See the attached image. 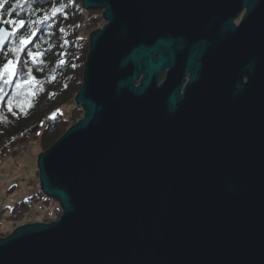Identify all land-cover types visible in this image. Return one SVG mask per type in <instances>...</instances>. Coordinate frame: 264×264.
<instances>
[{"label":"water","instance_id":"obj_1","mask_svg":"<svg viewBox=\"0 0 264 264\" xmlns=\"http://www.w3.org/2000/svg\"><path fill=\"white\" fill-rule=\"evenodd\" d=\"M82 7L106 21L90 33L84 113L37 157L61 215L0 236V264H264V0ZM243 9L245 43L222 41ZM190 23L217 26L216 69L200 74L201 40L160 82Z\"/></svg>","mask_w":264,"mask_h":264},{"label":"trees","instance_id":"obj_2","mask_svg":"<svg viewBox=\"0 0 264 264\" xmlns=\"http://www.w3.org/2000/svg\"><path fill=\"white\" fill-rule=\"evenodd\" d=\"M56 8L61 10L53 16V9ZM4 11L5 15L12 12V19L28 21L20 29L25 35L30 34L33 28L36 30L21 59H26L28 52L39 51L43 56L37 63L23 66L32 70L38 83L18 90L16 83L28 78L22 71L15 82L10 87H4L3 94H0V155L17 153L15 147L23 140L33 142L40 139L41 150H46L83 116L84 110L76 104L75 98L83 84L90 33L94 31L86 26L96 18V13L84 11L82 0H29L21 6H17L16 0H11ZM97 16L103 17L101 13ZM45 17L49 19L33 25L32 21H44ZM9 100L13 102L11 112L7 107ZM47 120L50 122L45 124ZM31 198L44 204L51 200L42 192ZM8 208L1 209L0 217L6 213L12 225L32 214L50 220L61 213L59 206L52 212L34 209L27 199L16 202L11 210ZM6 229L0 223V236L9 234Z\"/></svg>","mask_w":264,"mask_h":264},{"label":"rangeland","instance_id":"obj_3","mask_svg":"<svg viewBox=\"0 0 264 264\" xmlns=\"http://www.w3.org/2000/svg\"><path fill=\"white\" fill-rule=\"evenodd\" d=\"M90 11L96 13V18L91 19V21L88 22L86 28L91 27L94 30L98 28L101 29L106 24V21L103 17L97 16V14H102V10L92 9ZM28 144H30L28 140H23V142H20L15 147V151L17 153L0 155L1 209L9 207L7 210H11L16 202H19L22 199H26L25 197L36 194L37 191L40 192V190L36 189V185L39 186V184H33L31 180L38 173L37 157L41 152L45 150H41L40 139L33 140V142H31L30 148L27 146ZM32 206L34 209H40L45 212H52L56 207H60L59 203L53 199L45 204L38 200ZM5 215L7 214L5 213L3 217H0V223L1 226L7 228L6 232L9 231L10 234L16 227L23 224L32 222H51V219L52 221L57 220L60 217L61 213L59 216L55 214L53 217H51L50 220L45 219L41 215L32 214V216L27 217L21 221L18 220L15 225L10 224V219H8ZM7 235L8 234L2 235L1 237H5Z\"/></svg>","mask_w":264,"mask_h":264},{"label":"snow or ice","instance_id":"obj_4","mask_svg":"<svg viewBox=\"0 0 264 264\" xmlns=\"http://www.w3.org/2000/svg\"><path fill=\"white\" fill-rule=\"evenodd\" d=\"M28 2L29 0H16L17 6L27 4ZM10 3L11 0H0V94H3L4 87H10L15 82L16 77L19 76L22 71L26 72L28 78L21 79L19 83H16V88L18 90H23L25 86L38 83L32 75V70L30 68H24L23 66L29 63L35 64L43 56V53L39 51L28 52L27 58L24 60L21 59V54L24 53L27 45L34 39L36 30L33 28L32 32L28 35L20 31V29L26 26L28 21L23 19H12V12H8L7 15H5V5L7 4L10 6ZM60 10L59 8L53 9V16ZM47 19H49V17H45L44 21H32V23L33 25L42 23ZM9 44H11V47H7ZM61 63L63 64L64 61H61ZM53 79L55 78L53 77ZM30 106L31 104H29V107ZM7 107L11 112L13 109V102L11 100L7 102Z\"/></svg>","mask_w":264,"mask_h":264},{"label":"flooded vegetation","instance_id":"obj_5","mask_svg":"<svg viewBox=\"0 0 264 264\" xmlns=\"http://www.w3.org/2000/svg\"><path fill=\"white\" fill-rule=\"evenodd\" d=\"M245 16V9H243L239 14L234 16L233 25L234 29L227 32L222 41L231 42V43H245V25L242 23V18ZM177 37H180L183 40L182 46L183 49L179 52L177 56V62L175 66L171 69L170 66H165L160 77V82L166 79L167 74L170 70L177 71L181 73L185 70L184 60L188 53L192 50L193 45L198 41L207 42V47L204 53L201 54L200 62V74L203 73V76L207 73H211L216 69L214 67V43L220 41L217 36V26L213 24H199V23H190L183 24L181 29L176 33ZM245 47H240L238 51H231V54L235 53L237 55H243L245 53ZM193 67L189 68L188 71L183 74V82L179 92L182 94L188 87L190 82V75L193 71ZM243 83H245V74L243 76Z\"/></svg>","mask_w":264,"mask_h":264},{"label":"crops","instance_id":"obj_6","mask_svg":"<svg viewBox=\"0 0 264 264\" xmlns=\"http://www.w3.org/2000/svg\"><path fill=\"white\" fill-rule=\"evenodd\" d=\"M31 182L34 184H36V183H38L39 184V186L38 185H36V189L37 190H40V181H39V174L37 173V175H35L33 178H32V180H31ZM0 208H1V206H0Z\"/></svg>","mask_w":264,"mask_h":264},{"label":"built area","instance_id":"obj_7","mask_svg":"<svg viewBox=\"0 0 264 264\" xmlns=\"http://www.w3.org/2000/svg\"><path fill=\"white\" fill-rule=\"evenodd\" d=\"M28 147L30 146V144L27 145Z\"/></svg>","mask_w":264,"mask_h":264},{"label":"bare ground","instance_id":"obj_8","mask_svg":"<svg viewBox=\"0 0 264 264\" xmlns=\"http://www.w3.org/2000/svg\"><path fill=\"white\" fill-rule=\"evenodd\" d=\"M56 201V200H55ZM58 202V201H57Z\"/></svg>","mask_w":264,"mask_h":264}]
</instances>
